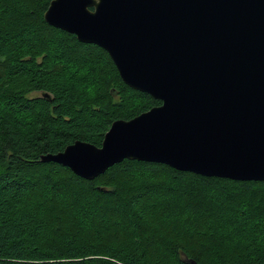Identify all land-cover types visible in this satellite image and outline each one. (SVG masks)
<instances>
[{
    "label": "trees",
    "instance_id": "obj_1",
    "mask_svg": "<svg viewBox=\"0 0 264 264\" xmlns=\"http://www.w3.org/2000/svg\"><path fill=\"white\" fill-rule=\"evenodd\" d=\"M51 1L0 0V264H264V182L130 160L89 181L41 162L161 104L49 26Z\"/></svg>",
    "mask_w": 264,
    "mask_h": 264
},
{
    "label": "water",
    "instance_id": "obj_2",
    "mask_svg": "<svg viewBox=\"0 0 264 264\" xmlns=\"http://www.w3.org/2000/svg\"><path fill=\"white\" fill-rule=\"evenodd\" d=\"M44 21L161 104L41 162L89 181L130 160L264 182V0H52Z\"/></svg>",
    "mask_w": 264,
    "mask_h": 264
},
{
    "label": "rangeland",
    "instance_id": "obj_3",
    "mask_svg": "<svg viewBox=\"0 0 264 264\" xmlns=\"http://www.w3.org/2000/svg\"><path fill=\"white\" fill-rule=\"evenodd\" d=\"M216 187H218V186H216ZM216 187H214V188L212 189V190H216L215 193H217V191L219 190V188H216ZM245 228H246L245 225L240 226V229H239V231L237 232V234H239L240 236L244 235V233L247 231V229H245ZM249 228H250V227H249Z\"/></svg>",
    "mask_w": 264,
    "mask_h": 264
}]
</instances>
